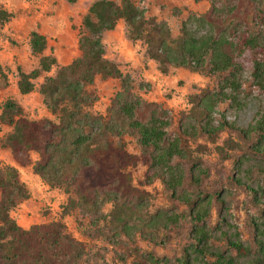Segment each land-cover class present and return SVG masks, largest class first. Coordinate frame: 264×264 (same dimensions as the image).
<instances>
[{
    "label": "trees",
    "instance_id": "16d2710c",
    "mask_svg": "<svg viewBox=\"0 0 264 264\" xmlns=\"http://www.w3.org/2000/svg\"><path fill=\"white\" fill-rule=\"evenodd\" d=\"M10 16L0 9V24ZM121 19L131 40L145 41L147 57L157 62L162 73L185 67L214 79L212 86L188 95L190 106L180 110L176 120L162 103L136 94L133 77L106 57L104 33ZM82 27L80 56L46 77L40 87L58 121L25 117L22 104L12 97L2 104L0 120L12 130L1 145L11 150L20 166L32 163L31 152L37 151L34 172L49 186L63 187L69 197L62 206V219L26 229L11 210L30 197L29 189L16 166L1 167L0 264H91L85 243L68 232L63 221L75 212L80 219L89 218V234L108 237L143 233L147 228L150 237L164 241L186 222L190 246L198 248L211 239L205 225L210 210L204 204L206 198H201L210 167L195 154L193 143L201 137L215 140L228 130L240 141L230 137L216 146L222 160L233 158L235 169L251 158L262 157L264 162V0H211L203 14L188 11L177 36L166 21L148 16L134 0H95ZM47 44L45 35L31 32V51L40 58L32 70L20 69L22 94L30 93L34 80L57 64L54 55L44 54ZM0 75L6 79L1 64ZM98 75L120 81L105 114L93 111L98 96L88 89ZM150 87L147 82L145 88ZM252 99L262 105L254 122L241 127L227 119L226 111L239 112ZM222 106L224 110H220ZM125 135L136 138L140 154L127 150ZM197 147L201 149L200 144ZM140 160L147 165L142 184L163 182L176 206L170 214L157 211L148 215L152 194L135 186L128 170ZM216 171L221 172L220 168ZM257 172L264 180V164ZM227 180L236 188L244 185L233 173L227 174ZM216 189L212 186L210 198L219 205ZM244 190L248 195L245 208L255 210L246 223L249 238L225 233L222 248H207L213 260L205 264H235L237 256L249 255L248 264H264V184L259 180L256 187ZM108 202L112 208L106 216L102 209ZM159 230L165 231L164 238ZM150 263L161 262L150 256ZM184 264H188L187 258Z\"/></svg>",
    "mask_w": 264,
    "mask_h": 264
},
{
    "label": "rangeland",
    "instance_id": "374dc122",
    "mask_svg": "<svg viewBox=\"0 0 264 264\" xmlns=\"http://www.w3.org/2000/svg\"><path fill=\"white\" fill-rule=\"evenodd\" d=\"M95 0H0V9L8 11L11 16L0 24V64L4 68L6 79L0 75V112L5 99L12 97L17 99L23 106L25 117L31 120L50 118L58 121L44 100L40 91L41 84L45 78L54 74L61 66L67 65L80 56L79 38L82 33V21ZM137 5L146 11L148 16H154L159 20L168 23L173 36L180 31L182 20L188 15V11L203 14L209 8L211 0H201L199 3L193 0H134ZM38 31L47 38V49L44 54L54 55L57 64L50 72L43 73L34 80V89L27 94H22L18 88L20 69L32 70L39 64V55L31 51L29 40L32 31ZM104 44L106 57L118 63L124 73L130 74L134 79L135 93L145 97L150 89H146L147 81L144 78V71L152 68L149 64L150 58L146 55V44L142 39L131 40L127 35V26L123 19L119 20L113 30L104 33ZM153 68H158L157 62ZM204 86H212L213 78L201 81ZM199 84V83H198ZM195 84L190 93L198 92L203 87ZM120 88V81L117 78L104 79L100 75L96 77L95 83L88 86V89L95 92L98 99L93 106L96 114H105L111 99ZM180 91V90H179ZM180 93L177 105L170 106L167 101L161 103L171 109L175 114V120L180 110L188 109V95ZM172 91L163 92L167 99L172 98ZM174 95V94H173ZM262 105L256 99H252L248 106L239 111H226L227 119L236 122L241 127L248 126L254 122ZM224 110V107H220ZM174 123L173 128H175ZM12 130V126L0 120V168L13 165L19 169L20 178L30 192L28 199L20 202L11 210V215L24 228L28 229L33 224L44 223L62 219V206L66 203L69 193L63 187L49 186L33 170V162L39 158L37 151L31 152L32 163L20 166L14 159L9 148L1 145V140L6 133ZM233 137L240 139L228 130L220 132L215 140L199 138L193 143L197 148L195 154L208 164L210 172L204 177L203 192L201 198H206L204 204L210 210V217L206 218L205 225L210 232L211 239L201 244L200 247H191V238L188 236V224L185 222L180 229L173 230L168 235L169 239H154L147 234L145 228L143 233L133 231L121 233L116 237H108L101 233L89 234L91 225L89 218L78 216V212L69 214L63 218L68 232L83 241L88 254L86 259L91 264H151L150 256L160 260L158 264H184L187 258L188 264H205L213 260L207 248L212 250L222 248L223 235L231 237L241 236L243 240L249 238L247 219L255 214L254 209L247 210L244 201L248 200L245 190L249 187H256L259 180L257 168L264 164L263 158L247 159L241 169H235L233 158L222 160L216 146L223 145L224 141ZM124 141L129 152L140 154L137 140L132 135H125ZM200 144L201 149H198ZM199 147V148H200ZM237 153V151L235 152ZM239 153H237L238 155ZM202 164L204 167L205 165ZM220 168L221 172L216 171ZM147 165L140 160L137 165L129 167L133 176V184L149 191L152 194L150 199L149 214L157 211L170 214L176 210L174 202L170 199L163 182L158 179L154 183L142 184L144 181ZM233 171V172H232ZM198 172H196L197 174ZM233 173L236 178L241 177L243 187H234L228 183L227 174ZM212 186L220 192L219 205L213 203L210 198ZM1 196V191H0ZM208 201V202H207ZM112 203L108 202L103 206L102 212L108 216ZM186 208L185 205L180 206ZM108 218V217H107ZM159 236L164 238L165 231L159 230ZM252 255L246 257L237 256L235 264H248ZM82 264H85L84 262Z\"/></svg>",
    "mask_w": 264,
    "mask_h": 264
},
{
    "label": "crops",
    "instance_id": "0c3cea01",
    "mask_svg": "<svg viewBox=\"0 0 264 264\" xmlns=\"http://www.w3.org/2000/svg\"><path fill=\"white\" fill-rule=\"evenodd\" d=\"M149 64L152 65V68L145 70L143 74L145 81H147L151 86L150 91L145 98L160 103L165 100L170 106L177 105L179 97L176 96V94H188L192 89H194L195 84L198 83L199 86L204 88L206 86H204L201 81L211 79L200 72L192 71L185 67H175L172 68L169 73H162L158 68H153V65H155L153 60H150ZM168 90L172 91L174 94H171L173 97L170 99H167L164 95H162L163 92Z\"/></svg>",
    "mask_w": 264,
    "mask_h": 264
}]
</instances>
